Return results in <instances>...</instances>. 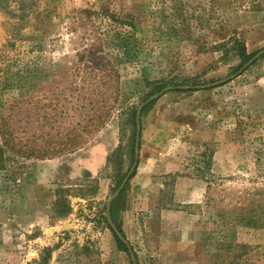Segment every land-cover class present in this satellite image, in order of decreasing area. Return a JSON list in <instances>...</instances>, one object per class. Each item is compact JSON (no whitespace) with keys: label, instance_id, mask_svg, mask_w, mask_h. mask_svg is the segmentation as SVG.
I'll return each mask as SVG.
<instances>
[{"label":"rangeland","instance_id":"obj_1","mask_svg":"<svg viewBox=\"0 0 264 264\" xmlns=\"http://www.w3.org/2000/svg\"><path fill=\"white\" fill-rule=\"evenodd\" d=\"M232 32L263 49L264 0H0V126L26 151L90 136L51 157L7 150L0 264H264V55L236 75L247 62L216 48ZM226 78L143 107L114 196L150 87ZM157 141L178 170L142 186Z\"/></svg>","mask_w":264,"mask_h":264},{"label":"trees","instance_id":"obj_2","mask_svg":"<svg viewBox=\"0 0 264 264\" xmlns=\"http://www.w3.org/2000/svg\"><path fill=\"white\" fill-rule=\"evenodd\" d=\"M223 40H224V43H221L216 48H220V47H223V45L231 43L230 50L234 51L235 54L242 60L243 63L248 62L258 52V51H256V52L249 53L246 45L236 36V32H232V34H230L228 36V39L225 38ZM226 52H228V51H224L223 53L225 54ZM161 88H162V84H160V83H156V85H154L153 87H150V91L148 93H146L145 99H147L149 96H151L155 93H158ZM94 107L95 106H93L91 108V110H94ZM136 111H137V107L134 105L129 108L130 117H131V120L133 121V123H135ZM98 118H100V117H98ZM92 126H94V125H92ZM104 126H105L104 122L101 120V121H99L98 125L94 126L93 128L86 129V130L83 129V130L88 132L89 135L90 134L92 135V134L96 133L97 131L101 130V128ZM6 127H7L6 119H5V117H2L1 126H0V133H1V137H2V143L0 144V170L4 169V167H5L7 150H13L15 153L26 154L27 156H30V157L35 156V157L45 158L48 156L51 157L52 155H57V154H61L64 152L76 151L77 149H80L85 143H87V140L90 137V136H88L85 139V137H83L82 133L76 131L73 134V136L69 138V141L62 148H59L57 150L53 148L51 151V150L47 149V146L40 145L39 149L37 147L36 148L34 147L33 149L26 151V150H23L22 148H18V149L15 148L16 145H15V142L13 141L14 135L12 133H9L7 131ZM134 136H133V138H134ZM111 160L116 161L118 163V166L121 167V155H120L119 151L114 152V155L110 157V161ZM124 177H125L124 173L123 174L119 173V175L117 177L115 189H117L121 185ZM117 227L120 230V232L122 233V235L125 238H127L125 232L122 229L121 224L117 223ZM113 232H114V230H113ZM115 235H116V233H115ZM116 238H117L119 248L123 251H129L127 245L117 235H116Z\"/></svg>","mask_w":264,"mask_h":264},{"label":"water","instance_id":"obj_3","mask_svg":"<svg viewBox=\"0 0 264 264\" xmlns=\"http://www.w3.org/2000/svg\"><path fill=\"white\" fill-rule=\"evenodd\" d=\"M264 55V48L259 50L248 62L247 64L238 72L236 73V75H239V73H241L242 71H244L248 66H251L255 61H257L259 58H261ZM236 75L232 76L235 77ZM230 77V78H232ZM230 78H226V79H221L218 80L214 83H210V84H206V85H201V86H191V85H182L179 87H165V89H163L162 91L150 96L147 101L145 103H143L138 111H137V134H136V151H135V160L134 163L131 167V169L129 170L128 174L126 175L125 179L123 180V182L121 183L119 189L117 190L116 194L114 196H117L125 187L126 183L128 182L129 178L131 177V175L134 173V171L137 168L138 165V159H139V146H140V136H141V121H140V117H141V111L143 109V107L145 105H147L148 103L152 102L153 100L161 97L162 95H164L167 91L173 90V89H183V90H187V89H192V88H207V87H213V86H217V85H221L222 83H225L227 81H229ZM108 215L110 214V203L108 205ZM111 215H109V223L112 226L114 232L116 233V235L127 245L130 253L132 254V257L135 261V255L131 249V246L128 242V240L122 235V233L119 231V229L114 225L113 221L110 218ZM137 264V263H135Z\"/></svg>","mask_w":264,"mask_h":264},{"label":"crops","instance_id":"obj_4","mask_svg":"<svg viewBox=\"0 0 264 264\" xmlns=\"http://www.w3.org/2000/svg\"><path fill=\"white\" fill-rule=\"evenodd\" d=\"M153 144H154L153 151L152 149H150L152 151V154L151 155L149 154V156L147 157L148 160L145 167L146 168L145 172L142 173L139 176V178L135 179L134 181L136 183L139 182V184L142 186L146 184L148 185L153 181L156 182V178L154 177L157 175H163L173 171L176 172L175 170H178L177 166L174 167V165L172 164V162H175L176 160L179 159L177 153L178 151L176 150L168 151V148H164V147L159 148V146H161V144H159V141ZM172 151L175 152V158H176L175 160H172L169 156Z\"/></svg>","mask_w":264,"mask_h":264}]
</instances>
